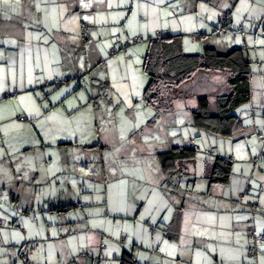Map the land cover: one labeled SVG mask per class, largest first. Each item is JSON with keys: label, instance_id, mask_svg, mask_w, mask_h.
Segmentation results:
<instances>
[{"label": "crops", "instance_id": "obj_1", "mask_svg": "<svg viewBox=\"0 0 264 264\" xmlns=\"http://www.w3.org/2000/svg\"><path fill=\"white\" fill-rule=\"evenodd\" d=\"M21 1L8 0V5L0 0L3 44L5 38L13 36L21 44L26 41L23 30L27 29L28 16H37L39 30L49 35L44 40L46 35L41 34L42 46L74 45L76 38L71 32L75 30L77 44L90 38L97 47V39L114 40V26L124 24L126 29V24L138 21V15L143 21L150 20L151 14H156L162 24L163 11L170 16V10L175 20L171 18L172 24L163 27L167 28L165 34L183 38L190 25V32L200 34L194 33L202 50L208 45L227 51L238 46L235 38L240 36L249 45L253 39L256 47L260 39L264 41V0H163L160 5L157 3L162 0ZM225 9L232 10L230 28L222 36L215 35L221 38L233 32L234 38L229 36L219 42L213 34L203 31L213 33L211 26L218 25ZM52 15L60 26L51 21ZM79 27L80 31L76 29ZM241 27L243 33H237ZM248 29L254 32L249 38ZM157 31L164 33L157 28L155 35ZM32 39L35 42L34 36ZM191 42L183 38L184 51L194 49ZM251 52L248 54L253 64ZM97 53L100 55V51ZM42 54L46 55L45 50ZM255 59L259 65L251 66L252 100L241 108L238 140L224 149L225 156L234 162L232 179L226 186L210 183L208 175L215 159L210 154L202 168L197 159L187 163V174L181 178L165 174L157 157L162 176L156 183L148 175L145 163L143 182L122 169L109 170L102 156V168L91 169L89 161L93 155H84L85 159L78 162L80 167L75 168L76 150L71 135L66 141L55 136L57 143L53 141L51 147L56 149L48 152L50 145L44 137L39 138L38 145L24 139L27 130L33 131L32 124L36 128L38 117L30 119V115H25L26 120L21 121L18 118L22 115H18L16 123L21 127L14 130L0 107V220L13 223L12 228L0 227L1 264H21L19 253L27 244L30 254L25 264H121L124 252L131 253L139 264H264V243L258 246L257 256L247 254L252 245L250 218H254L256 233L264 235V55ZM9 78L0 89V106L4 99L29 91L19 85L11 88ZM43 106L46 112L54 107L51 103ZM16 138L22 141L17 151L13 147ZM194 143L197 144L195 140ZM24 163L27 166H22ZM131 181L137 183L133 185ZM61 207H66L65 211ZM110 208L124 218L118 215L114 220ZM127 222L133 223L127 230L129 236L123 235ZM118 228L122 233L117 241L112 236ZM136 243L141 248H132ZM144 246L151 250L145 252ZM109 258L113 262H108Z\"/></svg>", "mask_w": 264, "mask_h": 264}, {"label": "rangeland", "instance_id": "obj_2", "mask_svg": "<svg viewBox=\"0 0 264 264\" xmlns=\"http://www.w3.org/2000/svg\"><path fill=\"white\" fill-rule=\"evenodd\" d=\"M26 2L31 4L29 0ZM159 3L163 4V0L162 2L158 1L157 5H160ZM165 12L163 11L162 24H160V19L156 18V14H151L150 20L143 21L138 15V21L131 25L126 24V29L124 24L114 26L112 31L115 36L114 40L109 39L101 42L97 39V47L92 44L90 38H84L85 41L77 44L78 34L75 30L71 32L74 33L73 39L76 38L74 45L55 47L44 43L45 45L42 46L39 43L41 34L46 35L44 40L49 38V35L46 31L39 30L37 16H28L27 29L23 30L27 38L23 44L14 36L5 38L4 44L0 40V59H4L0 60V89L7 84L8 77H11L9 78L11 88L19 85L20 88L26 87L29 90L4 99L0 106L4 108V117L9 118L8 123L11 124L12 129L21 127L16 123L18 115L25 118V115H30V117L28 116L30 119L38 117L36 128L32 124L33 131L27 130L28 134L24 137L28 143L34 142L33 144L38 145L39 138L44 137L45 143L50 145L47 146V151L51 152L56 149L51 147L54 145L56 137L61 136L66 141L69 134L73 138L72 145H75L76 150L77 159L75 160V157L73 160L75 168L80 167L78 162L85 159L84 155H93L89 161L91 169L102 168L103 159L109 170L122 169L127 175L138 176L140 182L146 181L142 163H145L144 167L146 166L148 175L153 182H159V176L162 175L158 168L156 153L173 146L189 144L187 141L191 139L197 142L199 168L204 166L209 154L213 158L218 155L225 156V146L229 148L234 145L240 132H237L235 136L237 139H230L199 129L193 125L191 109L197 105V95L208 94L213 100L216 95L226 91L227 74L200 72L187 83L170 88L169 96L179 100L173 101L169 112L159 114L149 102L152 93L147 90L150 78L144 70V57L148 51L150 39L155 38L156 29H162L165 34L167 28L163 27L170 26L172 19L175 20L171 10L170 16ZM240 12L236 11L237 14ZM51 21L55 26L61 25L57 17L53 15ZM64 22L70 25L68 19H65ZM188 26L189 28L187 27L185 30L187 35L183 38L191 39L194 49L185 50V53H201L202 48L200 47L202 46L195 41V34H200L194 30L190 32L192 28L190 25ZM211 27L213 33L204 31L203 33L213 34L219 42L229 36L234 38L233 32L221 38L216 37L214 33L216 25ZM233 27L237 28V26ZM76 29L81 30L80 27ZM88 33L86 32V34ZM246 34L249 38L254 32L248 29ZM33 36L35 42L32 39ZM135 38H140V41L135 42ZM235 39L236 45L243 47L248 57V51H252L254 57L252 65L258 66L259 63L256 62L255 57L264 55V41L260 39V44L256 47L253 39L251 45L249 42L248 44L242 42V36ZM128 41H131L132 44L126 48L127 53L125 54L121 49ZM43 50L46 55L42 54ZM97 50L100 51V55ZM66 76L71 77L67 85L57 86L54 84L55 77L63 79ZM41 80L44 81L43 84H35ZM40 95H42V99ZM185 96L188 98L182 100ZM17 98L19 100L13 103ZM43 103L48 105L57 103V106L46 112ZM20 142L22 141L19 138L13 140L15 151L20 149L18 147ZM23 165L27 166L25 163ZM55 165L62 166L61 164ZM131 183L134 185L137 182L131 181ZM165 196L167 197L166 193ZM75 213H80V211H75ZM110 214L115 218L114 220L119 217L118 215L124 218L122 214L114 212L111 208ZM132 222L125 224L123 235L129 236L127 230L133 224ZM121 233L118 228L112 237L118 241L121 238ZM131 244L134 243L131 242ZM139 246L141 248V244L136 243V246L131 247ZM142 249L145 252L151 250L148 246H144ZM108 262H113V260L109 258ZM25 263L27 260L22 259L21 264Z\"/></svg>", "mask_w": 264, "mask_h": 264}, {"label": "trees", "instance_id": "obj_3", "mask_svg": "<svg viewBox=\"0 0 264 264\" xmlns=\"http://www.w3.org/2000/svg\"><path fill=\"white\" fill-rule=\"evenodd\" d=\"M226 12L229 13V20L226 23L219 20L214 30L217 36L227 33L230 28L232 10L229 9ZM220 30H222V33L218 34ZM237 33H239L238 30ZM130 45L126 44L121 50L126 54V48ZM251 66L252 62L241 46L227 51H220L216 47L207 45L204 46L201 53L188 54L184 51L181 35L161 32V35L156 34L155 38L150 39L148 51L144 57V70L150 78L147 90L152 93L149 102L157 109L159 114L169 112L173 101L179 100L169 96L170 88L187 83L200 72L225 73L228 76L227 90L216 95L213 100L208 94L197 95V105L191 110V116L195 127L220 137L233 139L242 128L241 108L244 104L249 103L253 96ZM70 79V76L63 79L55 77L54 84L57 86L67 85ZM187 98L188 96H185L182 100ZM51 106H57V103H51ZM197 155L198 149L193 139L187 145L173 146L161 151L157 154V157L165 174L180 177L187 174V163L196 160ZM233 165L234 162L231 157L216 156L208 175L210 183L221 186L229 185L233 175ZM61 209L65 211L66 207H61ZM250 220L253 223L254 218H250ZM0 222H2L0 227L6 225L8 228L13 227L11 222L6 223L3 220H0ZM252 223H250V226L254 224ZM262 243L256 245L255 256L258 253V246ZM254 246L252 239L248 255ZM29 254L30 246L27 244L21 248L19 257L21 256L20 258L28 261ZM121 264L139 263L131 253L124 252Z\"/></svg>", "mask_w": 264, "mask_h": 264}, {"label": "built area", "instance_id": "obj_4", "mask_svg": "<svg viewBox=\"0 0 264 264\" xmlns=\"http://www.w3.org/2000/svg\"><path fill=\"white\" fill-rule=\"evenodd\" d=\"M228 20H229V13L225 12L224 14L221 15V17H220V21H221L222 23H226ZM238 31L242 33V32H243V27H241ZM221 33H222V30H220L218 34H221ZM156 34H157V35H161V32H160V31H157ZM139 40H140V38H135V39H134L135 42H138ZM130 43H131V41H128L126 44H127V45H130ZM112 53H115V52L112 51ZM19 119L22 120V121L26 120L25 117H19ZM250 222H251V220H250ZM1 223H2V222H0V224H1ZM248 231H249V235H250V237L253 239V242H254V244H255V246L250 250V252H249V256H255V254H256V250H257V249H256V247H257L256 245H257L258 243H262V242H264V235H263V234L258 235V234L256 233V229H255L254 225L249 226ZM125 241H126V238L123 239V242H125Z\"/></svg>", "mask_w": 264, "mask_h": 264}, {"label": "snow or ice", "instance_id": "obj_5", "mask_svg": "<svg viewBox=\"0 0 264 264\" xmlns=\"http://www.w3.org/2000/svg\"><path fill=\"white\" fill-rule=\"evenodd\" d=\"M8 2V0H4V3H7Z\"/></svg>", "mask_w": 264, "mask_h": 264}]
</instances>
